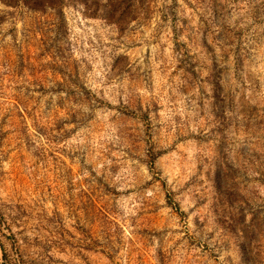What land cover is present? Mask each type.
<instances>
[{"label":"rangeland","instance_id":"1","mask_svg":"<svg viewBox=\"0 0 264 264\" xmlns=\"http://www.w3.org/2000/svg\"><path fill=\"white\" fill-rule=\"evenodd\" d=\"M0 264H264V0H0Z\"/></svg>","mask_w":264,"mask_h":264}]
</instances>
